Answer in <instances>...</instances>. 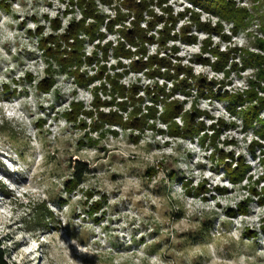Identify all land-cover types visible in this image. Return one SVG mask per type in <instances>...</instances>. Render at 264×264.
Wrapping results in <instances>:
<instances>
[{"label":"rangeland","instance_id":"obj_1","mask_svg":"<svg viewBox=\"0 0 264 264\" xmlns=\"http://www.w3.org/2000/svg\"><path fill=\"white\" fill-rule=\"evenodd\" d=\"M218 2L0 0L3 263L264 264V0ZM138 21L168 69L119 55Z\"/></svg>","mask_w":264,"mask_h":264},{"label":"trees","instance_id":"obj_2","mask_svg":"<svg viewBox=\"0 0 264 264\" xmlns=\"http://www.w3.org/2000/svg\"><path fill=\"white\" fill-rule=\"evenodd\" d=\"M191 2L195 5H197L199 7V9H205V10L210 11V12L213 10V12H211V13L214 14L215 16H217L220 21H223V20L230 21L232 23L233 27L235 25H237L236 19L227 18L225 16L224 13L226 12V10L223 7V5L220 2H218V0H191ZM137 7H142L141 2L139 3V5ZM96 18H97L96 16L93 17V19H96ZM135 18L136 17H133V19H134L133 21H135ZM132 24H133L132 29L120 31L119 43H120L122 49H121V52L119 55H121L122 58L128 59V60H131L134 56L141 55V58L132 64L134 71H136V72H139V71L143 72V71L152 69L154 65H158L160 68H163V69H168L169 64H167L165 59H157L155 57L146 58L145 45L151 43L152 38H149L148 32L143 30L140 27L139 21L134 22ZM96 28L98 29V27H96ZM233 32H235V31H233ZM83 33L92 39L96 37L94 30L92 32H90V29L86 28L85 23L81 22V23L75 24L73 26V28L71 30H69L68 35L63 36L62 39L59 40V43H63L65 41L66 43H68L69 47L71 49H73L71 51V54H72L71 58L69 59L70 60L69 61L70 67L73 69L74 68L77 69V67H79V65L82 64V62L80 60H79L80 62L77 61L79 59V57L77 56L78 54H76V53H78L77 51H79L78 45L80 43L81 44L83 43L82 41L79 40V36L84 35ZM69 41H72V43H69ZM126 46L129 47V49L130 48L136 49L135 52H131L130 50H126ZM49 49H51V48H49ZM49 51H51V50H49ZM215 57L217 59V62L214 63L215 65H213V66H219L218 68H216L217 72H220V73L224 72L227 65H228L227 59L225 60V62H223V64L221 62H219V59L228 58L227 55L224 53H222V54L216 53ZM144 58L146 59V61L143 60ZM261 61H262V59H260L258 62H256L257 64H255V65H257V66H250V67H252V69L257 70V73H258L257 79H256V80H258V82L250 81L249 85H248L250 88L258 85V87L260 89H262L261 84H264V78H262V76H261V71H262L261 64H260ZM189 76L190 75L188 74V77ZM189 79L193 80V77L190 76ZM190 87H191V85L188 84V82H182V89H183L182 91H184L183 93H186L187 95H189V92H185V90L186 89L189 90ZM178 88H180V86H178V84H177V89ZM206 88H207L206 86H202V90L206 89ZM157 93H158L157 95H154L156 97V99H159L160 97L167 96V94L164 90H160ZM247 94H249V93H247ZM122 95H124V94H122ZM243 103L244 102H239V103L235 104V106H237V108H241L243 106ZM262 103H264V102L262 101ZM176 109H177V107H173L170 111H168L167 115L160 116V120L165 124L170 123L172 121L173 115H177L175 113ZM178 110H179V108H178ZM254 119H255V123L259 122V118H258L257 114L254 116ZM191 131H193L192 125H191L190 129L184 130V132H186V133H189ZM178 135H180V133H178ZM90 172H91V170L85 164H80V163L77 164L74 167V174H73L74 181H76V183H81L83 181L85 175L89 174ZM191 194L192 193H190V195ZM192 195L197 196V193L192 194ZM0 264H5V263H3V256H2L1 252H0Z\"/></svg>","mask_w":264,"mask_h":264}]
</instances>
